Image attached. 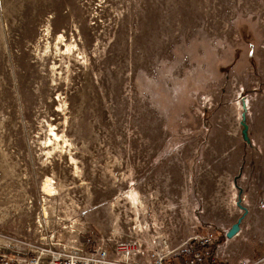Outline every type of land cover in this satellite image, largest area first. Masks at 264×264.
Here are the masks:
<instances>
[{"label":"rangeland","instance_id":"rangeland-1","mask_svg":"<svg viewBox=\"0 0 264 264\" xmlns=\"http://www.w3.org/2000/svg\"><path fill=\"white\" fill-rule=\"evenodd\" d=\"M261 201L264 0H0L2 251L211 228L262 258Z\"/></svg>","mask_w":264,"mask_h":264},{"label":"built area","instance_id":"built-area-1","mask_svg":"<svg viewBox=\"0 0 264 264\" xmlns=\"http://www.w3.org/2000/svg\"><path fill=\"white\" fill-rule=\"evenodd\" d=\"M264 209V201L260 202ZM225 235L228 230L224 231ZM43 240V238H40ZM218 244V235L214 229L192 236L185 244V249H170L166 239H153L147 244L136 241H116L110 246L98 245L88 250L72 249L56 251L50 245L26 244L24 253L2 251L0 264H230L226 259L210 251ZM236 264H264L260 259L239 260Z\"/></svg>","mask_w":264,"mask_h":264},{"label":"water","instance_id":"water-1","mask_svg":"<svg viewBox=\"0 0 264 264\" xmlns=\"http://www.w3.org/2000/svg\"><path fill=\"white\" fill-rule=\"evenodd\" d=\"M241 126H242V131H241V136L243 141H245L247 144H251V140L249 139L248 136V131H249V126L246 123V114L244 113L242 115V121H241ZM239 199L236 203L237 207L239 208L240 211L243 212V214L241 215V217L238 218L237 222L234 223L231 228L228 230V232L226 233L225 237L227 240H232L235 237H237L240 233H241V225L245 219V217L248 214V209L243 205L242 199H241V195H242V190H239Z\"/></svg>","mask_w":264,"mask_h":264},{"label":"crops","instance_id":"crops-1","mask_svg":"<svg viewBox=\"0 0 264 264\" xmlns=\"http://www.w3.org/2000/svg\"><path fill=\"white\" fill-rule=\"evenodd\" d=\"M243 193V192H242ZM242 202H243V200H242ZM256 204H254V203H251L250 205H247L246 206V208L248 209V214H247V216H248V218L251 216V218H254L255 216H256V212L254 211L256 208H257V206H255ZM246 216V217H247ZM246 217H245V219H246ZM244 219V220H245ZM237 222V221H236ZM243 224V223H242ZM242 226V225H241ZM230 242V241H229ZM224 253V252H223ZM262 256V254H261V252H259V251H256V250H251V259H258V258H260ZM222 259H226V260H228L229 261V259L227 258V257H222ZM238 260H240V259H238ZM238 260H236V261H234L233 263H231L230 261H229V263L230 264H236L237 262H238Z\"/></svg>","mask_w":264,"mask_h":264},{"label":"bare ground","instance_id":"bare-ground-1","mask_svg":"<svg viewBox=\"0 0 264 264\" xmlns=\"http://www.w3.org/2000/svg\"><path fill=\"white\" fill-rule=\"evenodd\" d=\"M44 190H45V192H46L48 195H50L51 192H52V191L50 190V188L48 189L47 186H45Z\"/></svg>","mask_w":264,"mask_h":264},{"label":"trees","instance_id":"trees-1","mask_svg":"<svg viewBox=\"0 0 264 264\" xmlns=\"http://www.w3.org/2000/svg\"><path fill=\"white\" fill-rule=\"evenodd\" d=\"M213 251H214V248H213V250L210 251V253H211V254L214 253Z\"/></svg>","mask_w":264,"mask_h":264}]
</instances>
